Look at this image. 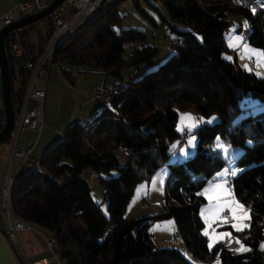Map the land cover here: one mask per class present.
Returning <instances> with one entry per match:
<instances>
[{"label": "trees", "instance_id": "obj_1", "mask_svg": "<svg viewBox=\"0 0 264 264\" xmlns=\"http://www.w3.org/2000/svg\"><path fill=\"white\" fill-rule=\"evenodd\" d=\"M131 1L141 4V0ZM158 1L170 19L187 28L179 30L172 24L170 28L178 31L170 41L174 52L127 84H122V70L151 64L158 46L144 43L145 36L139 30L119 28L121 0L56 48L53 61L68 83H74L77 73L89 71L78 68L87 65L101 76L111 74L114 91L91 119L69 123L42 154L39 163L45 175L30 172L14 182L12 213L51 231L64 264H192L178 248L154 245L151 224L169 218L184 246L200 260L209 262L217 256L221 264H264V251L259 248L264 239V107L249 111L251 99L264 105V74L222 56L229 50L224 37L228 14L242 16L248 27L239 24L236 30L244 27L245 40L264 49V9L254 13L232 0ZM43 19L45 31L39 33L36 44L26 39L23 28V57L26 53L36 56L44 46L50 27ZM36 22L27 28L33 29ZM4 47L15 110L26 71L22 58L12 59L7 39ZM188 107L204 117L216 114L218 119L187 132L196 138L193 153L182 160L171 159L172 142L178 141V148L187 137L175 129L178 110ZM217 136L239 148L232 160L242 171L227 177V185L232 197L251 211L250 227L236 232L251 249L244 253L232 252L230 244L222 243L209 251L207 237L202 234L204 222L199 210L205 197L194 182L196 177L210 179L226 164L221 152L213 150ZM119 149L125 155L121 165L116 154ZM163 164L168 174L160 210L125 217L136 183ZM112 169L116 174H110ZM88 172L95 175L103 190L105 213L91 198Z\"/></svg>", "mask_w": 264, "mask_h": 264}, {"label": "rangeland", "instance_id": "obj_2", "mask_svg": "<svg viewBox=\"0 0 264 264\" xmlns=\"http://www.w3.org/2000/svg\"><path fill=\"white\" fill-rule=\"evenodd\" d=\"M17 0H0V15H2L5 11L9 10L12 8ZM141 4L139 6H136L132 3L131 0H121V3L118 6V12L120 14H123V17L121 19V23L119 28H132L141 31L144 36L145 40L144 43L147 44H156L158 46V51L157 54L154 58V61L151 64H148L146 66H143L141 68H135V67H125L122 70V84H127L131 78L138 77L141 75L143 72L154 69L157 67L162 61H164L170 54L174 52L173 48L170 45V41L178 35V31L175 29H171L170 27L172 24L176 23L172 19L169 18L167 15L164 7L158 0H141ZM14 16L18 17L17 11L14 9ZM228 19V24L229 28H233L234 31H232V35L229 37V44H227L229 50L226 52L222 53V56L226 59H230L231 61L233 60V54L234 51L237 53L238 56V61L239 65H245L244 60H242V57H247L249 59L250 57H253L255 59L254 63L257 62L262 65L264 68V49L254 47L250 45L244 38L243 34L239 31L236 30V27L238 26L239 21L241 22L242 25H244V18L240 15L237 14H228L227 16ZM44 21L43 19H39L38 23L34 25L33 29L29 30L27 27H25V30L27 32V37L32 44L37 43V39L39 36V33L42 34L45 31L44 27ZM177 24V29H186L187 26L176 23ZM1 26V25H0ZM226 31V30H225ZM243 36V40L240 41L242 44V49L240 50L239 47H236V42H234V37L237 36ZM168 37L169 39L163 40L165 37ZM163 40V41H162ZM162 41V42H161ZM233 45V46H230ZM247 44L248 50H245L244 45ZM255 63V65H257ZM250 65V62H249ZM252 66V65H250ZM78 68H86L89 71L82 72V73H77L76 77L74 78V84L73 87L76 86L78 89H81L82 87L87 86L91 82H96L99 81L97 76L94 75V71L96 68L90 67V66H79ZM93 71V72H91ZM106 81L109 83H114L115 78L111 74L105 75ZM105 80V79H104ZM109 83V84H110ZM96 85L91 86L87 91H88V96H89V91L91 88L95 87ZM99 102V101H97ZM101 105V102H100ZM99 105V107H100ZM249 105L252 113L256 112L257 109L264 107V105L259 104L256 100L251 99L249 100ZM182 113H191L193 117H195L197 120L201 117L204 118V123H207L209 119L212 117H215L216 119L213 120L212 122L216 121L218 119L216 114H212L208 117H204L201 115H198L195 110L191 107L185 108V109H179L178 110V117L176 120L175 124V129L177 130V125L181 121V114ZM87 119H91V116H89ZM237 119V118H236ZM81 121V120H80ZM83 121V120H82ZM235 121V119L233 120ZM72 122H75L72 121ZM79 122V121H78ZM211 122V123H212ZM178 131V130H177ZM28 131L26 128L21 129V138L18 141V145L22 146V143H24V139L27 137L25 133ZM180 132V131H179ZM183 135L187 136V131L185 130L184 132H181ZM30 138L32 137V134H30ZM182 136V135H181ZM194 135L188 134V136L185 138V140L182 142V148L186 150V148L189 146L187 141ZM177 144L178 141L172 142V144ZM216 143V138L213 142V146L215 147ZM171 144V145H172ZM195 146V143H194ZM194 146H191V149H194ZM23 147V146H22ZM171 147V146H170ZM190 147V146H189ZM38 148V146H35V150ZM180 148V147H179ZM238 147H232V153L230 157H225V155L221 152V154L224 156L226 160V164L220 168L219 170L215 171L214 174L210 179L207 180V184L203 186L202 191H203V196L205 197V202L201 204L200 206V216L204 222V227L202 229V232L207 229L208 233L210 236L213 237V239H217L221 233H231V236L235 239H240V236L236 234V231L231 227L232 223H236L232 219V213L229 210V207L226 206L228 205L233 197L232 195L230 196L229 193H231L229 187L227 184H224L223 180H218L216 179V174L221 172L225 167H235L238 169H241L239 167H236L233 163L232 158H234L238 151ZM178 152V149L176 153ZM193 153V150L191 154ZM116 154L118 155V160L119 164H123L125 160V155L124 153L119 149L116 151ZM190 154V155H191ZM176 154L171 153V158L175 157ZM36 157L39 158L38 155H35ZM185 159V158H184ZM117 170L112 169L110 171V174H116ZM110 174H105V176H108ZM168 174V169L166 168L165 164L159 166L157 169L154 170V172L149 176L147 179L140 180L139 182L136 183V185L133 188V191L128 199V202L126 204L125 210H124V216L129 218V217H137L141 216V213L143 210L148 211V213H155L160 210V206L162 203L161 200V193L163 188L165 179ZM85 175H87V180L90 186V195L92 200L95 203H99V207L101 210L105 213V200L102 199V188L100 187L98 183V179H95V175L88 172ZM161 175H162V180L163 183L161 185ZM156 177L155 185H153V178ZM224 179H227L225 177ZM211 182V183H210ZM221 185V187H216L215 185ZM142 186V187H141ZM138 188L140 189V192L138 193ZM207 189V191H205ZM145 199V206L141 208V200ZM232 207H235V205ZM204 209V214L203 216L201 215V210ZM229 211L228 215H223L224 210ZM136 210V211H135ZM244 210H248L246 206H244ZM135 211V212H134ZM226 212V211H225ZM227 214V213H225ZM237 215H241L242 211L238 210ZM165 220H170V219H164ZM225 220L227 221L225 223ZM162 221V220H161ZM158 222V221H156ZM159 223V222H158ZM164 231V227H162ZM234 232V233H233ZM169 232L164 233L160 231L159 234L156 233L154 234V237L152 236V240L156 244V246H160L162 243H167L166 245H173L171 241L173 242H178L173 240L171 237H169ZM170 238L171 241H168ZM161 239H165L163 242ZM229 237L224 236L223 239H219L217 243H222V244H229ZM207 242L209 243V239L207 237ZM235 242V240L233 241ZM233 242L230 244L232 245ZM171 243V244H170ZM264 243V239H262L259 242V248L261 249V244ZM239 246L237 244L236 246L231 248L232 252H235L234 249ZM239 248V247H238ZM183 251L186 253L187 259L192 263V264H217L218 262V257L214 256L209 262L200 260L196 256L192 255L190 251L183 249ZM264 251V250H263ZM219 264H221L219 262Z\"/></svg>", "mask_w": 264, "mask_h": 264}, {"label": "built area", "instance_id": "obj_3", "mask_svg": "<svg viewBox=\"0 0 264 264\" xmlns=\"http://www.w3.org/2000/svg\"><path fill=\"white\" fill-rule=\"evenodd\" d=\"M53 0H17L15 5L0 15V25L10 24L16 19L24 16L38 13ZM117 0H62L53 10L45 17L49 24L50 34L36 56L29 57V54L23 57V42L21 36L23 28L27 25L11 30L4 39L8 41V50L13 60L22 58V65L25 68V78L14 110L15 118L12 131L9 137L10 153L7 161V168L3 174L0 183V210H5L11 222V229L6 231L13 245L18 249V242L15 236L16 230L26 229L27 224L18 219L11 210V189L18 175L28 170L45 175V169L40 165L39 160L30 155L28 146H19L17 141L20 138L22 128H27L39 132L42 126V110L45 99V72L51 66L55 65L53 55L56 48L77 29L87 21L104 11L108 6ZM232 2L241 7L248 9H264V0H232ZM14 9L18 17L14 16ZM41 18V19H43ZM39 20V19H38ZM36 20V21H38ZM34 21V22H36ZM44 21V19H43ZM38 23V22H36ZM29 25V24H28ZM240 32L246 38V29L240 28ZM167 40V36L163 39ZM162 40V41H163ZM161 41V42H162ZM254 58L248 59L250 65L256 66ZM42 83V84H40ZM114 91L111 84L100 83L89 91L91 99L102 102L106 100ZM4 124L3 115L0 117V128ZM182 137L185 135L182 134ZM14 158L18 159V170L15 175L11 174V164ZM230 186V185H229ZM145 203V199L143 200ZM241 235L240 237H242ZM174 237L179 238L177 232ZM237 243L233 242L232 247ZM50 255L46 258L39 259L32 263L25 264H64L59 257V244L55 236H51L47 241Z\"/></svg>", "mask_w": 264, "mask_h": 264}, {"label": "crops", "instance_id": "obj_4", "mask_svg": "<svg viewBox=\"0 0 264 264\" xmlns=\"http://www.w3.org/2000/svg\"><path fill=\"white\" fill-rule=\"evenodd\" d=\"M239 24H241L240 21L238 25ZM232 31H234L233 28L228 27V29H226V31L224 32L226 44H229L228 39L230 35H232ZM234 42L236 41L234 40ZM236 47H239L241 50L243 46L240 42L239 43L236 42ZM245 50H248V48ZM242 60H244L246 66L239 65L237 53L234 51L233 61L238 66L248 68L249 70H252L258 74H264V68L262 67L261 64L255 62L257 63V65L254 67L253 65L252 66L249 65L247 57H242ZM94 75L97 76L99 81L93 83L91 82L87 86L78 89V87L76 86L73 87L74 83L70 84L62 77L59 68L56 65H53L48 70H46L44 74L45 99L42 110V126L39 132H35L33 130H29L26 128L28 132L25 133V135L27 137L24 139V143H22L23 147L28 146L30 148V155L32 157L39 160L42 154L47 149H49V147L60 137L62 131L69 123H72V121L74 120L82 122V120L84 121L89 116L92 117L99 110L100 102L91 99L90 96H88L87 90L93 85H98L100 83L109 84L110 82L108 83L106 81L105 76H101L96 72H94ZM1 116H2V105H1V94H0V117ZM30 134H32L31 138H30L31 136ZM35 146H38V148L34 152ZM179 147L177 148L178 152L176 153L175 157H172L171 159L182 160L185 158L179 155V149L182 148V146L180 148ZM192 150L193 149H191V146L190 147L188 146L186 148V151L190 154ZM9 153H10L9 141L1 142L0 143V183L3 174L8 166L7 161H8ZM35 155H38L39 158L36 157ZM10 170H11V174L13 175L17 173L18 170L17 158L13 159ZM30 172L37 173L28 170L18 175L17 180L20 177ZM196 181L197 182L194 183H197L198 190L203 194L202 188L204 185L208 183L207 180L203 181L201 177H196ZM143 203L144 202L142 199L141 208H143L145 204H147L146 202L145 204ZM143 214H148V211L143 210L141 215ZM228 214L229 211L225 209L223 215H228ZM169 219L170 220H165V222L164 219L162 221L161 220L158 221L159 223L153 222L149 228L151 237L152 236L154 237V234L156 235V233L159 234L160 231L164 233L169 232L170 234L169 237H171L173 240L176 239V241L178 242H173L169 238L168 241H171L173 245H166L167 243L166 244L162 243L160 244V246L176 247L186 256V253L183 251V249L186 250L188 249L184 246V243L180 238L174 237V233L176 231L175 223L173 219L171 218ZM245 222L248 223V221ZM25 223L28 226L26 229L16 230L15 232V236L18 242V249H17V247H15L11 242L9 235L6 232L11 229V222L9 216L5 210H0V264H25V262L32 263L39 259L46 258L50 255L51 252L47 246V241L52 236L51 231L37 224H33L30 222H25ZM162 227L165 228L164 231ZM161 240L163 242L165 241V239H161ZM234 240L235 239H233V241ZM154 245L156 246L155 243ZM238 247H240V245L237 246L236 248Z\"/></svg>", "mask_w": 264, "mask_h": 264}, {"label": "snow or ice", "instance_id": "obj_5", "mask_svg": "<svg viewBox=\"0 0 264 264\" xmlns=\"http://www.w3.org/2000/svg\"><path fill=\"white\" fill-rule=\"evenodd\" d=\"M253 12L255 13V9H253ZM244 27L245 28L248 27V22L247 21H244ZM234 40L237 43H239L240 41L243 40V36L241 35V36L234 37ZM230 46H233V45L230 44ZM244 47H245V49H247L248 48L247 44H245ZM215 119H216L215 117H212L211 119H209L206 122L207 123H211ZM204 122L205 121H204L203 117H201V118H199L197 120L195 117L192 116L191 113H182L181 114V121L177 125V130L180 131V132H184L186 130L188 133H191L193 131V129L198 127V125L200 123H204ZM195 139H196L195 136H192L187 141L188 145L189 146H194ZM213 150L214 151L215 150L221 151L225 155V157H230L231 153H232L231 145L230 144H225L221 140V138L219 136L216 137V143H215V147H214ZM176 151H177V144L174 143L170 147V152H172L173 154H176ZM179 155L181 157H186V156L190 155V153H188L184 148H180L179 149ZM241 171H242V169H238V168H235V167H225L221 172L216 174V179L223 180L224 184H227L228 180L224 179L225 177H234V176L238 175L239 172H241ZM156 179H157L156 177L153 178V185H155ZM160 179H161V185H162V183H163L162 175H161ZM215 186L216 187H221V185H219V184H217ZM160 190H162V188ZM137 191L139 193L140 189L138 188ZM205 191H207V189H205ZM198 195H200V194H198ZM229 195L231 196L232 193H229ZM232 204H234L235 207H232ZM226 206L229 207V210L232 213V219L234 221H236V223H232L231 224V227L236 232H243L245 229L250 227V221H251V211H250V209L249 210H244V205L241 204L239 202V200H236L235 197H233L232 201ZM238 210L242 211L241 215H237L236 214ZM203 214H204V209L201 210V215L203 216ZM245 221H249V222L246 223ZM226 222L227 221L225 220V223ZM202 234L204 236L208 237V239H209V243H208L209 251H212L214 249L216 243L218 242V240L219 239H223L224 236H228L230 238L229 241H228L229 244H231L233 242V239H235V238H232L231 233H221L220 236L217 239H213V237L209 235L207 229H205L202 232ZM235 243L240 245L239 248L234 249L235 252L244 253V252L251 251V249L246 247L245 244L241 240L235 239ZM260 247H261L262 250H264V243H262ZM217 264H219V258H218Z\"/></svg>", "mask_w": 264, "mask_h": 264}, {"label": "water", "instance_id": "obj_6", "mask_svg": "<svg viewBox=\"0 0 264 264\" xmlns=\"http://www.w3.org/2000/svg\"><path fill=\"white\" fill-rule=\"evenodd\" d=\"M62 0H53L48 6L38 13H33L22 18L16 19L10 24L0 26V94L2 115L4 124L0 128V143L3 142L11 133L14 124V109L11 100L10 75L7 61L6 50L4 47V38L13 29L28 25L38 19L45 17Z\"/></svg>", "mask_w": 264, "mask_h": 264}]
</instances>
